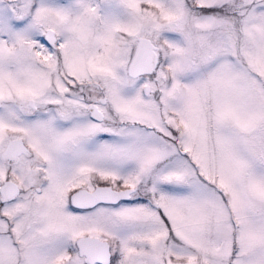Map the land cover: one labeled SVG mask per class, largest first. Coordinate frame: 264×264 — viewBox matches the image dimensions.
<instances>
[{
    "label": "snow or ice",
    "instance_id": "6c2138e0",
    "mask_svg": "<svg viewBox=\"0 0 264 264\" xmlns=\"http://www.w3.org/2000/svg\"><path fill=\"white\" fill-rule=\"evenodd\" d=\"M0 264H264V0H0Z\"/></svg>",
    "mask_w": 264,
    "mask_h": 264
}]
</instances>
